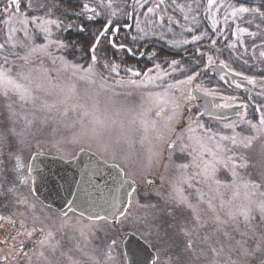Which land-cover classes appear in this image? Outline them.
Listing matches in <instances>:
<instances>
[{
	"label": "snow or ice",
	"instance_id": "snow-or-ice-1",
	"mask_svg": "<svg viewBox=\"0 0 264 264\" xmlns=\"http://www.w3.org/2000/svg\"><path fill=\"white\" fill-rule=\"evenodd\" d=\"M74 8L72 16L63 19L26 16L21 0H8L2 9L8 30L0 43V51L7 49L0 57V230L4 225L13 229L0 239L9 249L3 264L11 257L24 264H81L58 238L69 229L79 233L75 250L88 264H264V169L254 173L255 166L242 151L264 133V79L255 95L243 99L219 94V83L205 86L209 70L217 67L255 88L257 78L233 69L230 58L235 53V59L249 67L254 66L250 60L264 63V3L124 0L117 10L113 0H77ZM14 13L19 14L20 28L10 26ZM221 17L225 26L231 27L230 20L247 26L237 25L229 36ZM97 23L100 27L91 31ZM53 29L61 35L53 38ZM73 32H88L90 38L63 35ZM242 36L251 38L250 46ZM152 37L183 49L188 58L160 62L158 52L139 51L146 46L141 42ZM188 45L194 46L192 51ZM119 52L146 58L152 66L122 68L124 62L116 59ZM225 52L228 56L221 59ZM226 75L219 77L224 85L245 87L230 84ZM137 91L142 93L138 103L132 99ZM196 93L224 102H206L203 112L193 111ZM253 101V113L259 114L255 123V116L248 119ZM225 108L241 110L235 113L238 120L222 124L230 135L202 122L213 109ZM61 128L71 136L56 141L58 152L64 142L86 144L80 151L94 148L117 172L103 189L92 179L98 172L82 177L81 183L100 194L93 197L86 191L87 199L76 195L64 202L68 210L57 215L40 199V188L59 196L63 187L71 196L75 181L66 170L45 165L38 173L40 187H35L34 165L25 166L22 153L28 149L35 152L33 159L39 157L43 138L54 137ZM166 150L170 160L178 152L182 162L173 165L171 175L160 177L167 193L157 190L155 202L142 203L139 183L154 185L150 169L160 164ZM85 205L93 209L87 217L90 223H70L69 212ZM96 222L106 226L105 237L95 250L99 255H89L85 249L92 243L89 237L96 235ZM29 242L32 247L26 251Z\"/></svg>",
	"mask_w": 264,
	"mask_h": 264
},
{
	"label": "rangeland",
	"instance_id": "rangeland-1",
	"mask_svg": "<svg viewBox=\"0 0 264 264\" xmlns=\"http://www.w3.org/2000/svg\"><path fill=\"white\" fill-rule=\"evenodd\" d=\"M22 1L24 2V5H27L29 3H31V5H32L31 7H25L24 11H23V13L29 17L40 16L41 18L63 19V18H65V15L69 16V14H70L69 11H66L67 14H63V12L65 10L64 7H58V6H55L53 4L44 3L42 0H22ZM80 1L82 2V0H80ZM93 2H94V0L87 1V3H93ZM113 3H114V8L117 10L120 7H124V0H120L119 2H117V0L116 1L113 0ZM49 12L51 13V15H48ZM56 14H58L59 16L58 15L55 16ZM18 16H19V14H15V13L13 14V20H12L11 25H10L11 27L20 28V24L16 22ZM143 19L144 18L141 17V23H143ZM220 23L222 25L223 30H225L226 34L229 36H230L231 32L235 30V27L237 25H239L240 27L247 26L244 23H240L239 20H237L235 22L230 20L231 27L225 26L223 23L222 17L220 19ZM3 25H4V33H5V38H6L8 25H5L4 22H3ZM28 27H29L30 31L34 30V25H29ZM251 27L255 28V25H252ZM250 30L255 31V29H250ZM177 31H179V29H177ZM59 34L60 33L57 30L53 29V38H55V36H57ZM18 35H20V34L18 33ZM169 36H170V34H169ZM230 38L232 40L236 39V37H230ZM151 39L159 40L156 37H152ZM241 39H243L245 41L246 45L250 46L252 43L251 38H249L247 36H242ZM40 42H42V41H40V40L37 41V43H40ZM221 43H223V42H221ZM257 43H259V41H257ZM6 51H7V49L0 51V57H2L6 53ZM151 51H154V50H151ZM9 59H12V57H9ZM116 59H117V62L122 61V56L120 54H116ZM17 63H19V61H17ZM47 63H48V61L46 60L45 64H47ZM250 64H254V67H253L254 71L261 72L264 70V63L251 61ZM124 65L132 66V65L124 63L122 65V68ZM151 66H152V64H151ZM132 67H134V66H132ZM121 75H124L123 71H121ZM176 75H177V77H179V74H176ZM261 79H264V78H261ZM261 79L257 78L258 83L255 86V88L252 85H248L246 81H236L235 83H243L245 85V87H243L241 89L250 88V89L254 90V92H255L261 86L259 84V81ZM206 80H207V78L205 79V86H206ZM120 91H128V90L121 89ZM221 92H222L221 90L218 91L219 94L233 96L231 94H228L226 91H223L222 93ZM141 95H142L141 92H138V91L134 92L132 99H134L135 102L138 103ZM233 97H235V96H233ZM121 99H123V98H121ZM235 103H239V101L236 100ZM192 108H193V111H197V110H194L193 106H192ZM258 115H259L258 113H255V117L257 119H253L254 123L257 122ZM248 119H252L251 117H249V114H248ZM234 120H238V117L235 116L234 118L223 119V120H218V119H213V118H209V119L204 118L202 122L210 124L214 130H222L224 134L230 135L231 130L222 129V124L225 122L234 121ZM216 121H219V123H216ZM243 127L245 128V131H247V126L244 125ZM237 131H239V129H237ZM70 136H71L70 130H66V129L61 128L59 130V132L54 137L43 138L44 147L40 148L38 150L42 153L52 154V155H57V156H63L64 159H70L77 154V152L80 150L81 147L88 148V145H86V144L85 145H77V144H73V143L64 142L60 146L61 150L58 152L56 141L61 140L64 137H70ZM33 144L35 146V142H33ZM146 148H147V145H145V149ZM136 149H137V152H141V154H143L139 144H137ZM88 151L95 154L94 148L89 149ZM242 151L248 157L251 164H253L255 166L252 169V171L254 173L261 170V169H264V133H260L257 136V138H255L253 140L250 148L243 149ZM34 153H35L34 151H31L28 149L24 150V152L22 153V162L25 164V166H27L29 164L31 156ZM95 155H97L102 160L104 159V157L99 156L98 154H95ZM180 162H182V161L180 159V154L178 152L176 154H174L172 159L170 160L169 159V153L167 152V150L165 151L164 158L162 159L160 164H158V165H156L150 169L151 175L149 176V178L154 179V181H155L154 185L149 187L145 183H143L142 181L139 183V189H138L139 198H140L142 203L147 202L148 199H151L152 202H155L157 197L154 195V193L157 190H159L162 194L167 193L168 185L166 183H163L161 181L160 177L171 175V173L173 171V165L176 163H180ZM109 163H112V161L110 159H109ZM164 165H167V168H165ZM145 193H148L150 195L148 197H146ZM136 198L137 197H135V196L133 197V202H135ZM0 211H3V210L0 209ZM51 212L53 214H57V215L59 214L56 210H54L52 208H51ZM69 216L72 217L70 223H72L73 225H75L77 221H79L81 224H84V225H87L90 223V221L88 219L81 217L80 215H76L74 213H69ZM105 227L106 226L103 224V222H96V235H95V237H89V239L92 241V243L85 249V251H87L89 255H99V252L95 251V250L102 246V242H103L104 237H105V231H104ZM6 230H8L9 232L13 231V229L10 226L4 225V230H0V239L4 238V231H6ZM58 238H60L62 240L65 251H68L69 249H71V252H69V254L73 257V259L81 261V264H88L87 257L75 250L76 249V243L78 240H80L78 232L69 229V230H67L66 233H62L60 235V237H58ZM31 247H32V245L29 242L28 248H26L25 250L27 251ZM8 251H9L8 248L4 247L3 244H0V264H3V257L5 254L8 253ZM120 251L123 252V246H122ZM7 264H24V262L22 259L17 260L15 257H11L9 259V261L7 262Z\"/></svg>",
	"mask_w": 264,
	"mask_h": 264
},
{
	"label": "water",
	"instance_id": "water-1",
	"mask_svg": "<svg viewBox=\"0 0 264 264\" xmlns=\"http://www.w3.org/2000/svg\"><path fill=\"white\" fill-rule=\"evenodd\" d=\"M226 71L227 70H221L217 67H214L209 70V72L213 73L218 77H220L221 75H226ZM227 76L231 79L232 82L236 80H243V77H234L231 76L230 74ZM196 95L198 99L195 100V104L201 110V112L204 111L203 105L206 102L213 103L215 101H220L219 98H214L210 96L206 97L202 93H196ZM237 111H241V110L238 108L213 109L211 116L205 115L204 117L226 119L236 116L235 113ZM34 156L35 153L31 156L29 164L34 165V172L32 175L36 181L35 187H40L38 173L40 171L45 170V165H48V167L54 170L56 168H59L61 170H66L65 174L69 177V179L75 181L72 184V192L75 195H71V196L68 195V193L64 190L63 187H61L60 189L59 196H56L55 193L49 196L46 188H40V192L38 193L40 199L44 200L46 205H49L51 208L57 210L59 213L68 210V206L64 202L66 200L75 199L76 195H79L81 199H87V196L85 195L86 191L91 192L93 197H96L100 194L95 188L89 187L88 184L81 183L82 177L86 179L87 176H92L94 172H98L99 174L92 176V179L94 180V183L96 185H99L100 188L103 189L105 188V181H108V183L111 184L112 183L111 178L115 176L117 172L116 169L110 167L111 163L107 165L104 164L102 159H100L90 151H84V152L78 151L76 157L70 161L60 159L57 156L45 155V154H42L39 157L33 159ZM119 195L121 198H123L124 190H121ZM45 197L48 198L45 200ZM81 211L85 212L84 217L87 218L89 213H91L93 209H90L87 207V205H85L83 208L77 209L75 213L80 215ZM129 239H131V237H129ZM123 250L125 254L128 251L126 246H123Z\"/></svg>",
	"mask_w": 264,
	"mask_h": 264
},
{
	"label": "trees",
	"instance_id": "trees-1",
	"mask_svg": "<svg viewBox=\"0 0 264 264\" xmlns=\"http://www.w3.org/2000/svg\"><path fill=\"white\" fill-rule=\"evenodd\" d=\"M87 1H90V0H87ZM230 2L232 3H235L236 0H229ZM81 2V1H80ZM84 1H82L81 3H83ZM8 3V0H0V43L4 42L5 40V33H4V25H3V20L7 17V14H5L2 9L6 6V4ZM64 3L66 6H68V10H69V16L68 17H71L72 16V13L73 11H75L76 9L74 8V5L77 3V0H64ZM85 3V2H84ZM261 3H264V0H248V6H258L260 5ZM24 8H25V5H24V2L21 0V12L24 11ZM79 22V21H77ZM121 22H123V18H121ZM129 22V20H128ZM240 23H243L242 21H240ZM91 27V31H95L96 28L100 27V24L97 23L94 27L90 26ZM250 29H255L253 27H251ZM61 35V33L59 34ZM63 35L65 36H69L70 38H75V39H78V40H85V39H89V34L88 32H85L84 34H82L81 36H76L75 32L73 33H63ZM124 35V32L121 34V36ZM104 45H106V42H104ZM102 45V47L104 46ZM193 47L194 46H188V51H192L193 50ZM159 55L158 56V60L160 62L164 61V60H171L173 58L175 59H181V57H184L185 59H187V53L183 54V55H176V56H173L171 55L170 53L168 52H163V51H160L159 52ZM228 56V53L225 52L224 53V56L220 57L221 59L225 58ZM231 59V67L233 69H235L236 71H240V72H243L244 75H248V76H255L256 78H264V76H262V73H264V70L259 72V71H254L253 70V67H249L248 65H244L242 60H236L235 59V53H233V56L230 58ZM251 62V60H250ZM249 62V63H250ZM152 63H147L146 66L150 67ZM145 66V64H144ZM145 66V67H146ZM209 80L211 81V83H209ZM219 83L220 87L218 89V91H226L228 94H231L237 98H240V99H243L249 95H255L254 93V90H252L251 92L247 91L246 89H250V88H246V89H237L235 88L234 84L229 87L228 85H224L222 81H220L218 78H216L214 75L208 73V77H207V80H206V86L207 87H215L217 84ZM231 84V82H230ZM235 90V91H234ZM221 92V93H222ZM257 100H260V98H257ZM239 101V99H238ZM255 101L253 102H250V106L248 108V114H249V117H251L253 119V117L255 116V113H253V108H252V104H254Z\"/></svg>",
	"mask_w": 264,
	"mask_h": 264
},
{
	"label": "bare ground",
	"instance_id": "bare-ground-1",
	"mask_svg": "<svg viewBox=\"0 0 264 264\" xmlns=\"http://www.w3.org/2000/svg\"><path fill=\"white\" fill-rule=\"evenodd\" d=\"M44 3H49V4H53V5H55V6H58V7H64V12H63V14H67V12L66 11H69L67 8H68V6H66L65 5V3H64V0H42ZM41 1V2H42ZM66 1V0H65ZM82 1H84L85 3H87V1L86 0H82ZM116 1V0H115ZM120 0H117V2H119ZM42 2V3H43ZM83 2V3H84ZM58 14H56L55 16H57ZM62 15V14H61ZM59 16V15H58ZM123 33V32H122ZM121 33V34H122ZM141 44H146V46L145 47H140L139 48V51H151V50H154V51H156V52H158V56H160L159 55V52L160 51H163V52H168V53H170L171 55H173V56H176V55H183V54H185L186 52H184V50L183 49H174V48H169V47H167L166 45H165V42L164 41H162V40H156V39H151V40H149V41H147V42H141ZM187 48H188V46H187ZM117 54H120L121 56H122V61L125 63V64H129V65H132V66H134V67H137V68H139V69H143V68H145V66L147 65V63H149V61H147V59L146 58H141V57H139V56H130V55H127L126 53H123V52H119V53H117ZM151 63V62H150ZM144 64H145V66H144ZM216 78H218L219 79V77L218 76H216ZM236 81H238V80H236ZM80 151V150H79ZM88 151V150H87ZM43 154H45V155H52V154H46V153H43ZM52 156H57V155H52ZM97 156V155H96ZM57 157H60V156H57ZM76 157V155L74 156V157H72V158H70V159H64L63 158V160H66V161H70V160H72L73 158H75ZM98 157V156H97ZM84 218H86V217H84ZM87 219V218H86Z\"/></svg>",
	"mask_w": 264,
	"mask_h": 264
},
{
	"label": "flooded vegetation",
	"instance_id": "flooded-vegetation-1",
	"mask_svg": "<svg viewBox=\"0 0 264 264\" xmlns=\"http://www.w3.org/2000/svg\"><path fill=\"white\" fill-rule=\"evenodd\" d=\"M196 108V107H195ZM197 109V108H196ZM199 111V109H197ZM7 232H9L8 230H6ZM5 232V231H4Z\"/></svg>",
	"mask_w": 264,
	"mask_h": 264
}]
</instances>
